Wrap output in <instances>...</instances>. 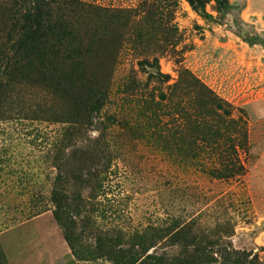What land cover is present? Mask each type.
Wrapping results in <instances>:
<instances>
[{
  "label": "rangeland",
  "instance_id": "obj_1",
  "mask_svg": "<svg viewBox=\"0 0 264 264\" xmlns=\"http://www.w3.org/2000/svg\"><path fill=\"white\" fill-rule=\"evenodd\" d=\"M48 4L69 58L54 87L6 78L0 264H166L183 258L172 218L214 244L207 256L264 264V0ZM154 60L164 83L150 76ZM203 88L240 131L220 149ZM65 129L71 149L96 146L111 167L99 192L94 180L66 182L69 199L56 210L65 153L55 142ZM196 130L204 140L192 139ZM233 165L241 169L224 177Z\"/></svg>",
  "mask_w": 264,
  "mask_h": 264
},
{
  "label": "trees",
  "instance_id": "obj_2",
  "mask_svg": "<svg viewBox=\"0 0 264 264\" xmlns=\"http://www.w3.org/2000/svg\"><path fill=\"white\" fill-rule=\"evenodd\" d=\"M50 1L0 0V6H3L0 9V106L2 102L6 101V96L11 94L6 78L54 87L57 86V78L64 72L69 56L64 52V36L61 33H54V25L49 15L48 3ZM190 3L194 4L192 1ZM58 27L60 28L59 25ZM246 42L256 44L251 39ZM143 65L147 64L143 62ZM150 67L154 69L150 74L153 79L163 83L169 79L166 74L161 73L157 60H154ZM193 86L197 87L196 85ZM178 88L179 84L177 83L172 86L173 90H178ZM203 90H199L204 94L202 97L207 99L208 104L212 106L206 117L216 126V130H210L214 139V150L216 147L220 149V142L232 143L235 140L232 134H239L240 131L235 132L234 121L225 118L226 112L220 102L204 88ZM160 97L161 99L164 98L163 95ZM89 104L93 107L98 106L97 101ZM159 110V107L156 106L152 112V120L155 121L156 128H162L165 125L156 115V112H161ZM218 111H222L224 116ZM198 117L199 119L202 118L199 115ZM81 121H85V115L82 116ZM194 123L196 128L205 126L203 120H194ZM68 131L69 129H65L61 137L55 142L57 149H64L65 153H63V159H60L58 154L56 156L60 162L56 163L55 166L58 173L51 193V201L56 210H61L69 199L68 196L71 191H69L70 188H68L69 190L65 188L66 182L71 184L72 189L74 183L84 184V182L94 180L96 185L91 188V191L99 192L103 188L104 175L108 173V169L111 167L109 156L96 146L71 149L73 144L70 143L73 134ZM196 133L192 136L195 142L204 140L205 137L199 135L200 131L196 130ZM242 139L244 138L242 137ZM243 142L240 140L239 146H242ZM238 169L241 168L234 167V165L225 167L223 168V175L224 177H232L234 171H238ZM169 225L172 228L168 229V234L173 232L171 238L180 242L178 254L183 258L177 259L176 256L171 255L166 259V264H253L251 261H239L236 258L227 262L217 261L206 254L210 251L211 245L214 244L192 235L187 229L188 226L181 225V227L176 218H172ZM197 253L206 255L199 257L196 255ZM233 254H237V252H233ZM73 263L72 260L69 261V264Z\"/></svg>",
  "mask_w": 264,
  "mask_h": 264
}]
</instances>
